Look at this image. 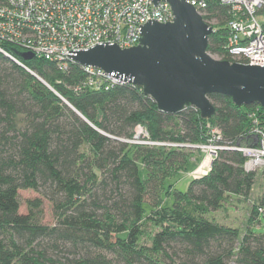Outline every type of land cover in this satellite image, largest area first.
<instances>
[{
  "label": "trees",
  "instance_id": "1",
  "mask_svg": "<svg viewBox=\"0 0 264 264\" xmlns=\"http://www.w3.org/2000/svg\"><path fill=\"white\" fill-rule=\"evenodd\" d=\"M207 2L204 21L218 22L208 52L233 63L232 15ZM9 51L24 67L0 53V264H264V234L250 228L264 223V192L243 236L209 218L229 197L251 196L256 172L237 149L255 146V129L264 133L263 107L212 95L211 119L194 108L165 114L138 86L91 90L76 62L64 72ZM138 126L152 141L191 145H205L215 128L227 149L181 193L167 181L189 171L193 154L124 143ZM20 190L42 198L27 202V214ZM43 200L53 225L42 223Z\"/></svg>",
  "mask_w": 264,
  "mask_h": 264
},
{
  "label": "built area",
  "instance_id": "2",
  "mask_svg": "<svg viewBox=\"0 0 264 264\" xmlns=\"http://www.w3.org/2000/svg\"><path fill=\"white\" fill-rule=\"evenodd\" d=\"M229 9L230 37L228 49L233 63L264 67V0H218ZM200 14H207V0H186ZM202 17L206 15H201ZM149 20L166 24L174 20L171 6L151 0H3L0 3V53L18 65H24L11 54L16 48L23 53L56 63L68 71L75 61L66 56L70 51L88 50L98 44H118L129 49L140 44L141 25ZM86 74L84 87L110 90L130 84L103 70L82 66ZM255 146L241 147L244 169L253 173L264 169V133L255 129ZM218 129H209L205 145L155 142L143 126L135 129L132 139L123 140L132 146L199 150L212 161L224 149Z\"/></svg>",
  "mask_w": 264,
  "mask_h": 264
},
{
  "label": "water",
  "instance_id": "3",
  "mask_svg": "<svg viewBox=\"0 0 264 264\" xmlns=\"http://www.w3.org/2000/svg\"><path fill=\"white\" fill-rule=\"evenodd\" d=\"M151 1L155 7L167 2L174 20L141 25L138 46L123 50L116 43H103L66 56L140 87L165 114L194 108L203 119H211L216 113L212 95L230 98L239 108H264V67L215 59L208 52L214 29L201 16L207 14L198 13L186 0ZM20 56L34 58L32 53Z\"/></svg>",
  "mask_w": 264,
  "mask_h": 264
},
{
  "label": "rangeland",
  "instance_id": "4",
  "mask_svg": "<svg viewBox=\"0 0 264 264\" xmlns=\"http://www.w3.org/2000/svg\"><path fill=\"white\" fill-rule=\"evenodd\" d=\"M217 21L213 20L210 22V26H216ZM217 60H221L218 56H213ZM193 154L191 159V166L187 173H180L168 179L167 186L174 185L176 191L184 193L188 190L189 184L194 177L203 175L205 171L211 167L210 158L206 153L199 150H187ZM263 169L256 171L255 183L252 189L251 196L249 199H244L241 197H229L227 202L224 204L223 208L218 212L210 214V220L231 228L240 229L242 236L247 232L251 218V211L253 205L258 203L261 195L264 192V176ZM20 200L22 203L21 213L27 214V202L34 199H42L40 194L33 190H20L19 191ZM174 198H166L165 207H172ZM43 220L44 225H53L55 223V218L53 215V208L49 201L43 200ZM261 217L264 215V211L260 212ZM264 222V218H261ZM251 230L255 234H264V223L253 224L250 226Z\"/></svg>",
  "mask_w": 264,
  "mask_h": 264
},
{
  "label": "crops",
  "instance_id": "5",
  "mask_svg": "<svg viewBox=\"0 0 264 264\" xmlns=\"http://www.w3.org/2000/svg\"><path fill=\"white\" fill-rule=\"evenodd\" d=\"M209 169H210V167H209ZM209 169H208L207 171H205L204 174L208 173ZM204 174H203V175H204Z\"/></svg>",
  "mask_w": 264,
  "mask_h": 264
}]
</instances>
